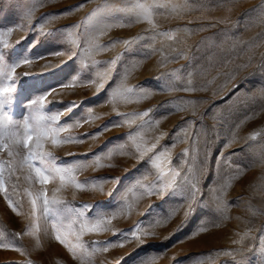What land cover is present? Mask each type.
Wrapping results in <instances>:
<instances>
[{"label":"rangeland","instance_id":"obj_1","mask_svg":"<svg viewBox=\"0 0 264 264\" xmlns=\"http://www.w3.org/2000/svg\"><path fill=\"white\" fill-rule=\"evenodd\" d=\"M133 2L0 0V33L11 29L0 37V46L9 45L5 63L31 61L16 69L6 111L21 121L29 99L52 90L44 111L64 113L58 126L78 122L61 138L79 142L49 143L47 150L59 165H91L76 173L89 182L83 190L69 185L57 197L77 213L87 205L88 217L114 210L122 199L133 206L112 220L111 230L83 235L90 251L94 241L115 245L89 264H264V0H148L167 5L155 10V30L120 11ZM105 5L112 10L98 22L112 27L96 40L104 50H96L89 46L96 30L85 21ZM162 32L175 33V40ZM188 74L198 90H182ZM74 77L75 85L65 87ZM137 144L151 151L141 156ZM161 153L157 169L150 160ZM98 156L104 166L91 163ZM190 168L195 199L171 189L145 194L167 183L172 170L179 172L173 187H183ZM16 175L12 199L21 206L13 211L0 193V244L8 245L0 247V264H82L55 239L51 217L31 216L25 190L46 188L51 197L58 182L42 186L25 180L26 172ZM137 228L139 239L131 236Z\"/></svg>","mask_w":264,"mask_h":264},{"label":"snow or ice","instance_id":"obj_2","mask_svg":"<svg viewBox=\"0 0 264 264\" xmlns=\"http://www.w3.org/2000/svg\"><path fill=\"white\" fill-rule=\"evenodd\" d=\"M166 6L167 5L164 3H149L148 0H134L131 8L120 9V11H124L127 15L134 17L136 22H147L151 28L155 30L157 28L154 21V16L156 14L155 10L157 8H165ZM80 7H83V5H80ZM111 10L112 9H110L108 5H105L102 9L94 11L85 21L96 30L95 33L89 37V46L91 48L104 50L103 46L96 44V40L100 35L104 34L107 28H111L112 25L101 26L98 22V18L101 14ZM41 30L43 32V26H41ZM10 32L11 29L8 30V33H0V37L10 34ZM43 34L51 35V33ZM158 34L169 40H175V33L162 32ZM124 43L129 44L132 42L124 41ZM8 47L9 45L6 41H3L2 46H0V193L4 194V198L8 201L12 210L16 211V207L21 205H19L18 201L16 205L13 204L12 195L17 194V185L11 182L13 177L19 180V177L16 175L18 171L27 173L24 178L30 184L32 181H36L43 186L57 181L59 186L53 190V195L51 197L48 196L46 188H41L35 194L28 189L25 190L32 209L31 216L34 220H38L39 217L36 214L39 212L45 219L51 217L50 225L55 233V239L68 247L69 251L73 253L74 257L80 259L82 264H89L97 253L107 252L109 248L115 245L112 242L94 241L92 242L90 251L89 246L82 240L83 235L86 233H100L111 230L112 220L121 215L130 214L133 206L129 204L126 199H122V202L117 205L114 210L110 212L101 210L98 212L97 216L88 217L85 213L88 207L87 205L77 213L66 201L57 197L56 193H59L69 185L78 190H83L86 184L89 183L79 182L76 179V173L85 166H91L90 164L77 161L73 162L71 165H59L56 163L57 158L54 156L53 152L47 150L46 147L49 143L53 146H58L64 143L79 142L78 139L73 136L61 138L62 132L73 126H79V123L77 122L75 125L58 126V121L64 113L58 112L48 114L44 111V104L48 96L52 94V90L43 95L30 98L25 105L26 109L30 110L29 114L21 121L14 120L9 112L6 111V107L13 103L12 93L16 91V69L23 64H30L31 61L28 57H24L15 62L5 63L6 54L3 49ZM56 54L61 55L63 53ZM74 56H76L75 51L69 55V59H72ZM24 75L27 76L28 73H24ZM126 79L127 75L122 78V81ZM75 80L76 78L74 77L72 83L65 85V87L74 86ZM102 86L101 78V83L98 84L97 87L99 88ZM119 87L120 86H118L117 90H114V95L119 94ZM182 90L186 92L198 90L193 86L191 74H188L187 83ZM124 91L131 92L132 89L125 88ZM68 110L70 111L71 107ZM144 115H147V113H144ZM127 122L128 121H125V123ZM130 139L135 143V136H130ZM155 147L156 145H152V148ZM136 148L141 156H144L147 151H151V149L142 150L139 144L136 145ZM165 151H167V149ZM5 153L6 156L4 155ZM111 155V152L107 154L109 158ZM162 155H164V153L158 154L150 160L153 167L161 169ZM184 155H187V152H185ZM100 161L101 157L98 156L91 163H95L97 167L104 166ZM172 171L173 175L167 183L159 187L154 185L152 188H146L145 194L162 195L166 190L171 189L173 192H182L185 199H195L198 188L196 174L192 168L189 169L192 173L191 179L187 176L184 177L186 183L181 188L173 187L176 183L175 178L179 176V172L175 170ZM8 184H11L12 187L11 194L9 193ZM90 186L96 188L97 184L91 183ZM141 187H143V185H141ZM99 190L103 191L102 184L99 186ZM218 210L222 211L221 208H218ZM159 223L158 221L157 225ZM141 231L140 228H137L131 232V236L135 239H139L137 233ZM29 234L33 233L30 232ZM114 234L118 233L114 232ZM16 235L19 234L17 233ZM143 235L147 236L150 235V233L143 231ZM62 236L64 238H62ZM69 236H74L76 242L72 243L68 240ZM97 244H101L102 246L98 247L96 246ZM119 246L122 247L123 244L121 243ZM0 247H8V245L0 244ZM224 254L231 255L230 252H225ZM260 255L264 257V250L261 251Z\"/></svg>","mask_w":264,"mask_h":264}]
</instances>
